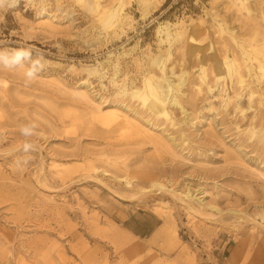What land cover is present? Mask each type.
<instances>
[{
  "label": "rangeland",
  "instance_id": "1",
  "mask_svg": "<svg viewBox=\"0 0 264 264\" xmlns=\"http://www.w3.org/2000/svg\"><path fill=\"white\" fill-rule=\"evenodd\" d=\"M14 2L46 67L0 70V264H264V0Z\"/></svg>",
  "mask_w": 264,
  "mask_h": 264
},
{
  "label": "clouds",
  "instance_id": "2",
  "mask_svg": "<svg viewBox=\"0 0 264 264\" xmlns=\"http://www.w3.org/2000/svg\"><path fill=\"white\" fill-rule=\"evenodd\" d=\"M19 3L15 0L13 6ZM46 67V56L41 50L33 47H19L15 49H0V70L12 71L17 68H23L25 84H30L39 78V74ZM38 125L35 122L20 127V133L25 138L38 136ZM36 145L30 140L23 143L21 150L24 152L34 151Z\"/></svg>",
  "mask_w": 264,
  "mask_h": 264
},
{
  "label": "bare ground",
  "instance_id": "3",
  "mask_svg": "<svg viewBox=\"0 0 264 264\" xmlns=\"http://www.w3.org/2000/svg\"><path fill=\"white\" fill-rule=\"evenodd\" d=\"M115 12L113 11V12H111V13H109L108 15L106 14V16H107V18H109L110 16H111V18H114V16H115ZM176 35V34H175ZM238 56V55H237ZM224 58H226V56H224ZM222 60V59H221ZM225 60V59H224ZM227 60V59H226ZM223 61V60H222ZM223 62H225V61H223ZM257 63V62H256ZM230 64V63H229ZM220 66V65H219ZM218 66V67H219ZM223 66V65H222ZM222 66H220L219 67V69L220 68H222ZM261 66V63H259V67ZM228 68H230L231 66L230 65H228L227 66ZM258 67V69L260 70V68ZM229 71V69H227V71L226 70H221V74L222 73H226V72H228ZM228 74V73H227ZM239 74V73H238ZM241 78V77H240ZM168 83V82H167ZM240 83V82H239ZM168 85H169V83H168ZM181 85V83H179V84H173V85H171L170 86V89L168 90V91H170L171 90V92H172V90H174L175 88L177 89V87H179ZM157 85H149V93H148V97H146V98H148L150 101H148V99L146 100V98H144L147 102H149V105H150V109H152V110H154L155 112H157V113H159V114H161V115H164V116H166L167 115V111H166V107H165V103H164V99H163V97H162V94H161V92H160V90H159V86H157ZM166 86V85H165ZM181 87V86H180ZM161 88V87H160ZM138 90V89H137ZM166 90V89H165ZM167 91V92H168ZM134 94L135 95H140L141 93H139L138 91L137 92H134ZM163 94H164V92H163ZM166 96H168L167 94H166ZM172 104L173 105H178V103H177V101H176V99H175V97H173L172 99ZM144 103V102H143ZM146 104H148V103H146ZM168 104V103H167ZM254 107V106H253ZM167 117H168V115H167ZM114 178V177H113ZM188 193V192H187ZM185 194H186V192H185ZM227 213V212H226Z\"/></svg>",
  "mask_w": 264,
  "mask_h": 264
}]
</instances>
